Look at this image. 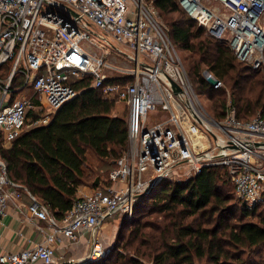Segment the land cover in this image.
<instances>
[{"label":"built area","instance_id":"1","mask_svg":"<svg viewBox=\"0 0 264 264\" xmlns=\"http://www.w3.org/2000/svg\"><path fill=\"white\" fill-rule=\"evenodd\" d=\"M178 2L209 35L225 40L238 61L264 71V0ZM8 61L10 71L0 78L1 146L47 122L85 78L105 98L124 101L128 144L107 176L60 217L9 178L0 156V222L16 212L42 236L29 248L0 253V264H63L54 245L85 232L91 234L85 259L68 263L100 260L109 250L103 222L131 217L154 180L180 181L208 166L225 168L248 208L264 201V116L241 120L227 98L223 118H211L147 0H0V66ZM155 111L165 117L148 123ZM186 122L205 135L207 147L195 145Z\"/></svg>","mask_w":264,"mask_h":264},{"label":"trees","instance_id":"2","mask_svg":"<svg viewBox=\"0 0 264 264\" xmlns=\"http://www.w3.org/2000/svg\"><path fill=\"white\" fill-rule=\"evenodd\" d=\"M150 3L166 22L174 45L191 53L188 76L195 91L212 101L217 120L224 116L227 98L241 120L264 116L263 70L238 61L227 42L209 35L178 0ZM10 68V61L0 66L6 73L0 72V77L4 78ZM202 69L213 78L205 79ZM217 80L223 86L215 88ZM74 86L78 92L50 114L47 122L24 129L8 147L0 145L9 178L25 186L56 217L71 207L81 185L94 186L97 177L89 178V154L98 161L114 163L128 144L127 117L114 111L115 101L91 87L89 78L75 81ZM227 181L230 178L225 168L208 166L180 181L159 182L138 197L134 213L150 201L154 211L163 216L207 213L216 218L211 227L177 224L164 226L159 237L151 235L158 243H152V264H264V257L253 260L264 249V218L257 213L259 206H229L232 198L226 193ZM235 211H239L237 216ZM229 216L234 217L233 222L228 221ZM250 216L258 217V222L244 220Z\"/></svg>","mask_w":264,"mask_h":264},{"label":"rangeland","instance_id":"3","mask_svg":"<svg viewBox=\"0 0 264 264\" xmlns=\"http://www.w3.org/2000/svg\"><path fill=\"white\" fill-rule=\"evenodd\" d=\"M148 1L152 2V0ZM172 16L176 17L177 14L174 13ZM158 19L168 31L167 24L163 20V18L158 15ZM203 36H206V32L203 33ZM176 48L185 65L186 70L188 71V62L191 58V53L188 50H183L179 47ZM0 72L3 75L6 74L5 70H1ZM201 72L202 76L207 79L206 76L208 75V72L205 69H202ZM14 76L16 77L14 78ZM14 76L13 78L15 79V81H17L19 79V76ZM30 93V90H25L23 92V94L26 95H30ZM201 99L203 102V107L207 111L208 115L211 118L217 120L218 117L215 115V111L212 108V101L205 94H201ZM113 100L115 101L114 111L124 117H127L128 110L124 101L115 99ZM158 115H160V118L165 117L162 112H150L147 117L148 123L153 120V117ZM191 137L194 142L192 135ZM8 146H10V144H6L4 147ZM88 162L91 165V173L89 175V178L99 177L100 179H103L107 176L113 164V161L111 163L98 161L92 154H89ZM226 189H228L226 193L232 198L228 203L230 204L229 206H243L244 202L235 195L230 181H227ZM257 204L259 206L257 209V213L260 214L262 218H264V201H258ZM238 214L239 211H235L234 216H237ZM226 218L230 222H233L234 220V217L231 216ZM209 219L211 221H208ZM244 220L258 222V217L250 216L246 217ZM108 221L111 222L112 225L106 232V234H104V242L109 250L100 259V262H98V264H152V243L154 242L151 235L159 237V230H162L164 226H166L167 228H172L177 224H193L194 226L198 227H211L216 222V218L215 215L212 216V219L209 218V215L207 213L202 215L195 214L186 216H181L180 214L175 213L173 215L168 214L166 216H163V213L154 211L149 201L143 203L142 206L137 207L135 213L133 212L131 217L126 218L116 215L113 218H109ZM136 228H139V232ZM157 244L158 243H154V245ZM263 257L264 249H262L261 252L255 255L253 257V260L258 261Z\"/></svg>","mask_w":264,"mask_h":264},{"label":"crops","instance_id":"4","mask_svg":"<svg viewBox=\"0 0 264 264\" xmlns=\"http://www.w3.org/2000/svg\"><path fill=\"white\" fill-rule=\"evenodd\" d=\"M92 186L81 185L78 188L77 195L90 191ZM24 202L28 198L24 197ZM111 222L106 220L102 223L100 233L102 238L110 229ZM89 232L83 233L77 240H69L61 237V241L54 245L57 257L63 258V264L68 262L78 263L85 259L89 250ZM42 238L36 227L32 223L25 222L22 216L16 212H9L0 222V253L19 252L25 248L31 247L35 242Z\"/></svg>","mask_w":264,"mask_h":264},{"label":"bare ground","instance_id":"5","mask_svg":"<svg viewBox=\"0 0 264 264\" xmlns=\"http://www.w3.org/2000/svg\"><path fill=\"white\" fill-rule=\"evenodd\" d=\"M186 127H188V129L190 130V134L193 136L195 145L199 149L204 148V146L207 145V139L205 135L202 132L195 129L194 127H192L191 125H189L188 122H186Z\"/></svg>","mask_w":264,"mask_h":264},{"label":"water","instance_id":"6","mask_svg":"<svg viewBox=\"0 0 264 264\" xmlns=\"http://www.w3.org/2000/svg\"><path fill=\"white\" fill-rule=\"evenodd\" d=\"M171 84H172V88L174 89V90H177L178 89V87L173 83V82H171ZM232 148H234V146H231ZM98 177L95 179V181H94V183H93V185L94 186H96L97 184H98ZM159 183V179H157V180H154L152 183H151V185L149 186V190H151L156 184H158ZM148 190V191H149ZM87 262H89V261H83V263H87ZM82 263V264H83Z\"/></svg>","mask_w":264,"mask_h":264}]
</instances>
